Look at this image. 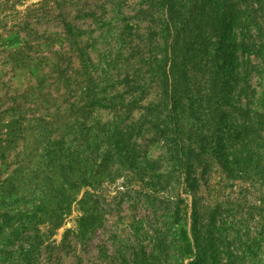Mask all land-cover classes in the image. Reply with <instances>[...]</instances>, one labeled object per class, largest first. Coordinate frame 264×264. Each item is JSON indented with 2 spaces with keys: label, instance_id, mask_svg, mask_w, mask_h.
<instances>
[{
  "label": "rangeland",
  "instance_id": "rangeland-1",
  "mask_svg": "<svg viewBox=\"0 0 264 264\" xmlns=\"http://www.w3.org/2000/svg\"><path fill=\"white\" fill-rule=\"evenodd\" d=\"M202 3L0 0V264H264V51L216 65ZM175 94L195 187L146 118Z\"/></svg>",
  "mask_w": 264,
  "mask_h": 264
},
{
  "label": "trees",
  "instance_id": "trees-1",
  "mask_svg": "<svg viewBox=\"0 0 264 264\" xmlns=\"http://www.w3.org/2000/svg\"><path fill=\"white\" fill-rule=\"evenodd\" d=\"M256 4L259 5L258 8L255 7ZM202 6L204 7L203 11H206L205 14L203 13L204 20H206V22H210V26L208 27L210 28V40L213 41L212 48L215 51H218L213 55L216 65L217 61L221 60L223 63H227L230 58L234 60L237 65V51L243 55H246L247 53H255L257 55L258 53H263V45H261L262 48H256L254 42H251V44L246 40L248 37L253 39L252 35H247V33L251 32L252 28L264 35L263 28L257 18V11L264 9L263 0H203ZM240 35H242V37H240ZM214 37L215 40L213 39ZM213 73H216L212 76L213 82L217 83L220 74L217 71H214ZM209 91L210 92L206 98L201 100H208V102L212 101L214 90L209 89ZM181 95L182 94L176 96L175 94L173 96H169V102H165L163 104H160V102L151 103L146 108V118L151 120L149 115L156 116L155 112L163 114L161 118V122L163 124L161 135L164 147L170 155L169 159L170 161H173L174 166L178 167L180 171L185 170V182L189 183L188 185L191 187H195L196 180L194 176H192V172L194 170L193 160L196 159L199 154H194L195 151L193 148H190L187 143L188 138L185 136L186 130H184L183 125L187 118L186 114L188 108L185 100L188 98L182 97ZM230 95L231 94H229V92H225L224 101H228ZM216 109L222 112V115L225 116H228L227 114L230 113L223 110L221 105L216 106ZM197 110L198 113H200L199 108H197ZM262 119L261 125L264 123V118ZM222 121L223 119H220L219 124H221ZM119 128L120 127L118 126V130L115 134L112 133L110 136L113 137L116 133H121L122 130ZM252 131L253 129L250 130L247 126L237 129L234 131L236 138H233V140H240V148L238 152L234 154L233 161L236 159L237 163L243 164L244 166L247 165V167L253 163L256 156L261 155V152L264 153V136L259 135L254 136L253 138H248ZM220 137L218 136L217 145H215L212 141L209 142V144H203L202 153H204L203 147L208 146L212 148L215 155L220 157L221 154L218 149V145L220 143L219 141L221 140L219 139ZM203 140L204 138H202V142ZM113 142L117 147H119L116 149L117 156H120L122 159L125 154L123 152L120 137L115 136Z\"/></svg>",
  "mask_w": 264,
  "mask_h": 264
}]
</instances>
